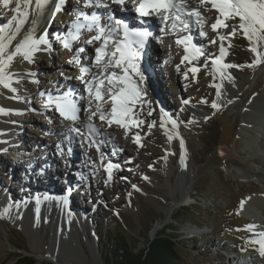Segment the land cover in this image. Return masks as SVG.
<instances>
[{"label":"rangeland","instance_id":"374dc122","mask_svg":"<svg viewBox=\"0 0 264 264\" xmlns=\"http://www.w3.org/2000/svg\"><path fill=\"white\" fill-rule=\"evenodd\" d=\"M84 1L70 0L76 7H80L79 4L84 7L86 5ZM194 2L199 5L194 10L197 9L201 16L207 19L200 17L196 18V22L190 23L191 21L182 15L181 20L188 23V27H184L178 21L175 28L172 25L173 19L169 20L170 26L164 29L166 32L158 33V36L154 37L153 46L154 55L160 57L166 53L164 56L166 63H157L160 64L158 74L163 79V92L166 93L169 107L173 110V113L170 110L172 115L170 118L177 125L185 128L184 132L181 131V138L177 133L174 145L165 135L160 126V117L164 114L161 111L164 107L161 103V92L154 83L153 86L144 81L140 83V76L137 74V82L142 91L140 99L134 103L133 112L123 117L128 121L126 130H120L118 126L115 129L119 131L116 130L115 135L111 134L110 137L102 138L99 130L91 127L96 131L90 141L91 156L88 160L74 145L83 136L80 128L72 125L70 129L72 134L61 138L62 145L64 144L66 149L69 145L73 148L74 154L70 152L71 156L77 157L80 166L73 168L75 172L73 171L72 174L75 176H72L78 183L85 180L83 177L87 178L83 168L92 166L98 173L95 178L88 180V184L82 189L77 185L76 189L69 187L70 191H66L67 187H63L66 182L64 178L71 181L72 176L69 172H64L65 168L60 166L58 161L59 172L54 176L52 174L43 180L34 177L35 186L43 188V191L46 190V194L31 192L29 188L24 189L25 178L17 179L15 183V175H12L10 171L6 172V168L5 172H0V187L8 182L3 186V189L6 187L8 191L1 193L2 200L9 203L10 207L15 206L11 203L14 199L24 197L27 200L33 199L32 195L28 197L32 193H36L45 201L46 197L49 199L53 197V194L64 192L65 197L68 198L71 191L76 192L74 200L69 201L68 209H78L86 218L85 229L81 222H77L81 246L77 243L73 244L61 232L56 233L53 228L47 227V222L40 221L38 216L28 220L30 225L26 222L27 228L20 216L12 215L16 213V210H20L11 208L7 211L9 214L5 212V215L0 216V237L10 246L8 254L0 257V264H8L21 254L31 256L33 254L38 262L59 264L53 260H40L31 250L30 239H35L37 235L47 247L51 246L55 235L54 243L59 250L73 255L79 253L82 258L91 262L94 260V253L89 242L96 238L100 252L99 261L105 264L103 257L105 249L110 247V244L117 242V246L128 244L130 250L141 252L148 247L155 236L162 232L169 235L171 245L176 250L174 264H229L230 257L243 255H249L253 264H264V256L259 252L260 241L255 238L257 231L249 230V226L252 225L251 221L249 222L250 218L240 212L241 202L244 199L249 195L264 192V163L259 161L263 158L258 155L257 150L250 149L247 144L249 137L257 136L261 139L263 129L260 123L255 122L264 123V117L253 115L252 119L250 118L254 121L249 125L250 131L241 130V126L246 124L243 118H249L247 113L249 101L256 95L264 97V64L257 62L264 59V40L247 38L238 27V17L235 20H224L228 27H218L216 31H213L211 24L220 16L219 12L211 2L206 5L198 0ZM64 13L66 11L58 17L50 15L51 21L63 26L65 22H69L63 21L61 15ZM233 27L237 29L235 35L230 34ZM184 29L189 33L192 30L190 37L193 41L199 40L208 56L213 57V60H219L221 66L217 67L215 64L216 68L212 67L204 60L205 57L195 58L193 62H190L189 58L184 60L183 57L186 56L184 49L178 43L171 42L169 36L171 32H182ZM194 31L198 36H194ZM80 37L81 34L78 38H73L76 42V39H81ZM89 41L92 39L84 35L83 42L79 44L78 41L75 44L76 50L81 53L80 49H83L82 52L88 54L85 43L93 44ZM221 47L224 48L223 55H221ZM253 47L256 48V52L251 51ZM45 50L47 53L46 47ZM50 52L52 53L44 56L49 61L50 68H47V72L43 68L38 71L40 77L36 81L40 87L41 81H47L44 80L43 74L47 76L49 73L57 80L60 78L64 81L65 78L58 67V64L62 66L65 61L58 58L59 56L52 49ZM137 62L143 66V69L145 68V74H149L146 68L148 63L136 60ZM225 64L233 65V67H222ZM249 65L255 66L249 67ZM67 66L71 67V65ZM161 67L164 68V78ZM220 67L217 75L215 71ZM194 68L198 71L193 72ZM245 78L248 79L247 83H243ZM43 87L44 83L41 88ZM77 92L72 93V98L74 96L77 99L76 103L80 98ZM223 92L224 98H221L220 93L222 95ZM108 101H111L110 97L104 96L101 103L108 105ZM183 102H187L188 105H184ZM36 103L38 102L32 100L34 106ZM213 103L217 105L216 108L212 107ZM79 106L81 112L84 108L83 105ZM30 112L26 110L24 115L29 116ZM104 115L107 118L103 121L97 115L91 119L97 118L100 122L107 123L110 120L109 114ZM36 117L38 118L36 122L45 127V123L41 121L43 117ZM46 122L47 125L48 123L51 125L52 119L46 118ZM92 122L90 121L89 124L95 125V122ZM107 126L111 127L109 123ZM18 128L22 130L19 136L24 139L22 140L24 145L27 137H32L35 128L28 122L18 124ZM76 128L79 132L74 130ZM73 132L77 134V139L74 138ZM137 137H139V143L135 142ZM67 143L70 144L67 145ZM181 159L185 160L184 168L180 166ZM109 160L111 162H108ZM168 160L171 162L168 163V167L173 166L174 173H169V168L163 164V161ZM54 161L53 164H56ZM3 162L6 164L4 159ZM62 162L64 163V159ZM109 164L112 165L111 169L108 168ZM70 165H72L71 162ZM48 167L54 171L57 168L49 165ZM12 171L15 173L14 170ZM6 174L9 178L13 176L14 181L9 183ZM168 174L172 177V185L168 182ZM37 180H40V183ZM52 181L51 187L53 189L58 187V192L48 190ZM41 183L44 185L41 186ZM186 194L191 195L190 203L183 202L176 205L168 214V205L174 200H183ZM261 206L264 210V204ZM261 218L263 220V217ZM90 221L92 222L89 224ZM59 222L62 224L60 227L69 233L67 227L70 222L64 217H61ZM82 247L83 251L82 249L80 251L79 248Z\"/></svg>","mask_w":264,"mask_h":264},{"label":"bare ground","instance_id":"6f19581e","mask_svg":"<svg viewBox=\"0 0 264 264\" xmlns=\"http://www.w3.org/2000/svg\"><path fill=\"white\" fill-rule=\"evenodd\" d=\"M65 2H69V0H63L62 3L64 4ZM84 2L86 3L87 6H89L88 0H85ZM92 2H93L92 7H94L95 9H98L101 14L100 16L105 17V18L109 16L111 17L115 16L118 18L120 14V11L118 10L120 9L119 7L121 8L123 7L130 14H131L130 11L133 8L132 7L133 0H125V5L122 6L118 4L117 8H116V4L113 3L112 0H92ZM183 2L187 4L189 10H193L194 8L199 6L198 4L194 2V0H183ZM202 2L204 5H206V4H209L211 0H202ZM41 3H42V8H37L36 0H29V2L27 3H26V0H10V4L7 8H5L2 3H0V28L5 29V33H3L2 35L4 36L3 42L7 45L5 49V53H4V59L6 60L7 55L15 52L16 46L18 44L25 43V41L29 37H31L32 39H39L41 37H44L48 41V45H53L56 48L54 50V53L55 54L59 53L61 60L65 61V63H63L62 66L58 64V67H60V73L61 75L63 73L65 78H64V81L62 79L60 80V78L59 80H57L55 79V77H53V75L49 73L47 74V76L43 74L44 80L45 81L47 80V81L46 82L41 81L40 83H41V87H42V84L44 83V87L41 88L40 85H37L39 83L38 81H36V79L40 77V74L38 72L39 69L43 68L47 72L48 71L47 68H50L51 66L49 65V61L45 59L46 57H44V56H47L44 44L39 45L40 50L36 51L32 55L30 62L27 60H24L22 56L17 55L14 57L10 66L5 70L6 75L8 77L7 83H9L10 87L6 88L2 84H0V172L1 171L5 172V168H6V172L10 171L11 174L15 175L16 177L14 181L13 176L9 178V176L6 174L9 178L8 179L9 183L10 181H14L16 183L17 179L25 178L24 185H23L24 189L29 188V191L31 192H37L38 194H46L47 192L46 190L43 191L42 190L43 188L35 186L36 181H34V177H38L39 179L42 178L43 180L45 178L50 177V175L52 174L54 176V174L59 172L58 162H60V166L65 168L64 172H69L70 176L72 175L75 176V174H72V172L74 171L73 168L80 166L78 164L77 157L73 155L71 156L70 154V152L74 154L73 148H71V146L69 145L70 143H67L69 147L66 149L64 144L62 145V142H61L62 141L61 138H66V136L72 134L70 130L72 125H76L78 128H80L83 131L82 133L83 136L80 137V141L78 143H74V145L78 147L82 155H84L85 159L87 160L91 156L90 148L92 145L90 141H91V138L94 136V131H96L95 129H91L89 127L90 121L95 122V125H92V128L98 129L102 138L110 137L113 134L115 135L116 130H118V129H115V127L119 126L118 128L120 130H124L125 127L122 126L121 124L115 123V120L111 115L112 101H108L109 104L106 105L104 103L105 104L104 105L103 103H101V101L104 98L100 101L95 100L94 92H93V96L90 97L89 92H88V85H86L80 79H77V77L81 75L80 74V68L82 67L81 64L88 66L90 69V74L85 75L84 80L90 79L91 75L98 74L99 79H104L105 88L101 89L102 94H103L106 92L107 88L113 87L112 85H108V82H107V79H105V76L109 74L111 71H115L118 75L123 74L122 69L120 68H112V69L103 68V63L109 59L108 56L104 57L100 66L96 65V62H95L96 49L98 47H101L102 41H92L93 43L92 45H88V43L87 44L85 43V47H86L88 54L86 52L80 53L79 50H76L75 44L78 41H79V44L83 42L84 32H86V35L90 37L91 39L96 34L95 31H92V32L88 31L87 24L85 23L83 19H80L78 21L79 24L84 25V27H81L79 30L76 27V23H74L77 21V13L83 12L84 7H82V5L80 4H79L80 7H76V5L73 4L72 5L73 8L70 7V9H67V7H65L64 5L63 10H65L66 13L62 14L61 17L63 18V21L68 19V21L71 20L72 22L71 21L65 22L63 26H61L58 24L57 25L54 24V22L51 21L52 17L50 16V15H54L53 13L54 11H56L55 9L56 3H61V0H53V1L52 0H41ZM49 10L50 12L48 13ZM62 12L63 11L61 10L56 11V16L58 17ZM25 13H27L26 16H25ZM165 14L166 13H163V12L162 13L153 12L149 15L147 19L150 20L152 23L164 22L163 16ZM168 14L170 16V20L173 19L172 14L171 13H168ZM182 17H185L186 19H188L184 15ZM201 17L204 18L205 16H201ZM196 18L197 17L195 16L191 17L190 19L191 22L190 21L189 22L190 23L196 22ZM205 19L207 18L205 17ZM21 21H23V23H20ZM130 21H132L131 24L136 25V22L133 19H130ZM130 21L128 19L125 21L128 26L131 25L129 23ZM100 23L103 25V24L111 23V21H109L108 19L107 20L103 19ZM69 26L71 27L68 28ZM62 30L64 31V34H66V37H70V39L63 41L59 39L50 38L52 37V33L54 31L58 32V34L61 35ZM192 30H194V28ZM157 31H160V30H157ZM191 32L189 33V38L191 39V42L195 44L199 50L205 49L199 40L193 41V39L190 37ZM154 33L155 31L152 32V38L149 39L148 47L152 46L153 43L155 42L154 36L156 35V33L155 34ZM160 33H163V32L161 31ZM193 33H194V36H198L196 31H194ZM77 34H81V37H80L81 41L76 39L77 41L75 42V40L72 38L74 36L76 37ZM185 35L186 34H184V36L181 37L180 39L185 38ZM177 36L179 37V35ZM9 37H14V38L11 39V41L9 42V39H8ZM117 38L122 39L123 34L121 33L120 36ZM68 42H71V45H70L71 47L65 48L64 44ZM178 45L180 44L178 43ZM146 48L147 46L143 48L137 47V49L139 50V58L136 60H139L141 63H144V62L148 63V65L146 64V68L149 74H145V71H144L145 68L143 69V66L139 62L136 63L135 61V63L137 67L138 65H140L139 72L147 76L149 84L153 86L152 84L154 83L155 87L161 92V96H162L161 103H163V106H164L161 111L164 114L163 116L160 117V126L162 130L165 132L166 136L172 137L170 140L174 144L175 136L177 135V133L180 137L182 132L185 131V128L184 126L177 125V124H175V127L173 126L172 120L170 118L172 117V115L170 114V110H172V108L169 107L170 105L167 99V95L166 93L163 92V87H162V85L164 86V83L162 81L163 79H161L158 74L159 67H158L157 62L162 61L166 53L164 55H161L160 57H156L154 55L149 54L148 52L146 53L145 52ZM192 48L193 47L191 48L189 47L187 52L183 51L185 53L183 54L188 56L190 62L195 61L194 58L191 56L192 50H193ZM109 49H112L111 42H109ZM47 52L48 54L50 53L48 48H47ZM203 57H205L204 60L208 62L209 64H211L212 67L216 68V66L217 67L221 66L220 63L216 64L215 66V64H213V59L211 57L206 56V55ZM76 59H79L80 64H77L75 62ZM258 62L262 63L263 65L264 59L258 60ZM67 65H71V67H68ZM76 67L78 68L76 69ZM220 69L221 67L219 69H216L215 73L217 72V75ZM161 71H163L162 76L164 78V68L161 67ZM61 75L59 74V77H61ZM129 75L131 76L134 82L138 83L135 73H133L130 70ZM247 82H248V79L245 78L243 83H247ZM29 83L32 85L31 86L28 85ZM121 87H126V85L116 83V86L114 87L113 90L115 92H118ZM67 89H70V90H67ZM76 89H78L77 90L78 92L75 91ZM72 90L73 92H77L80 95L78 103H76L78 108L80 107L79 105L81 106L83 105V108H84V109H81V112L80 111L78 112L79 120H77L75 123L62 117L59 114V112L56 110L55 104L49 105L48 103H43L40 101V97L42 96V93H44L45 95H47V93L56 94L59 96V98L61 96L62 97L68 96L69 98H72V93H73ZM218 91H220L219 87H218ZM32 96H34L35 100L38 101V103H36L35 106L34 104H32V101H31ZM104 96L106 98L110 97V95H107V94ZM220 97L224 98V92L222 95L220 93ZM53 98L59 99L57 96ZM139 99L140 97L136 100V102ZM72 100L76 102L77 99H75L73 96ZM89 100H91V104H89ZM157 100H159L158 96H157ZM47 101H48V98H46V102ZM183 104L186 106L188 105L187 102L185 103L183 102ZM97 105H99V108L101 111H96ZM160 107L162 108L161 105ZM27 108H32V110H34L30 112L29 116L24 115ZM131 109L132 110L130 113L133 112L134 104L131 105ZM91 111H96V115L99 117L101 115V112H103V114H109V119L112 120V123L110 125L111 127L109 128L107 126L108 124L107 121H106L107 123L105 122L103 123V122H100L97 118H95L94 120L91 119L94 115H91V118L89 119ZM172 113H173V110H172ZM247 113H248L249 118H245V119L243 118V121H245L244 123L246 124L241 126V130L244 132L250 131L249 125L253 124L252 122H254L253 120H251L252 119L251 117H253V115L256 114V116L264 117V97H260L259 95L253 96L252 99L247 104ZM17 115L22 119L21 121L25 120L24 122H28V124L34 126L35 128L32 137H27L26 139L27 142H25L23 146V148L25 147L26 149L22 153L18 152L19 150H21V148L19 149L18 142H16V140H19L18 137H16V135L22 134V130L18 128V131L16 132V130H14L13 127L9 126L12 123H15L16 125L17 124L22 125L24 123V122L22 123L21 121L13 120ZM166 115H168V117ZM36 116H38L39 118L43 117L41 121L45 123V127H42L40 124L36 122V119H38ZM46 118L52 119V122H50L51 125H49V123L48 125L46 124L47 123ZM61 121L62 123L60 124ZM127 122L128 121L123 119L124 125H127L128 124ZM255 123L257 124L260 123L259 125L263 129V134L260 137L261 139H259L257 136L249 137L247 140V144L250 149H254L258 151L259 153L258 155L261 158H263V159H260L259 161L261 163H264V137H263L264 136V123L263 122L262 123L255 122ZM73 135H74V138L77 139V136H76L77 134L73 132ZM17 148H18V151H17ZM7 156L9 157V160L6 159ZM16 158L18 159L17 164L10 162L12 160H15ZM3 159L6 161V164L3 162ZM63 159H64V163L62 162ZM53 160H55L54 163H56L57 165L53 164ZM70 162L72 163V165H70ZM108 162H111V161L109 160ZM168 163H171V162L169 160L165 162L163 161V164L164 165L166 164L167 167H168ZM179 163H180V166L184 168L185 160L181 159ZM48 165L51 167L54 166L55 168L57 166L58 167L56 168V171H54L51 168H49ZM90 167L83 168L84 174L85 175L87 174V178L83 177L86 181L82 180L80 183H78L77 180L73 178V176L71 177L72 178L71 181L63 177L64 179H66V182L63 186V187H67L66 191H70L69 187L72 188L77 185H78V188L82 189L86 184H88V180H92L93 178H95L98 175V173H96L97 171H95L92 168V166ZM168 168H169L168 171H170L169 173H174L173 166H170ZM12 170H14L15 173ZM168 176H169L168 182L170 185H172V177L170 176V174H168ZM53 181L49 185L48 190L58 192L59 191L58 187H56V189H53L51 187ZM37 182L40 183V180H37ZM44 183H41V186H43ZM60 183L62 184V181H60ZM5 184H8V182H5ZM5 184L1 185L0 187V216L5 215L4 214L5 212L8 213L7 211H10L11 208L13 210L18 208L20 211L16 210V213H13L12 215L20 216L22 220H24L23 222L26 227H27L26 222L29 223L28 220H30V218L32 217L36 218L38 216L40 221L42 220V221L47 222V227L53 228V231H56V233L61 232L62 235L66 237L67 239H70L71 242H73V244L77 243V244H80L81 246L79 233L77 231V228H78L77 222H81L83 228L85 229L86 228V222H85L86 218L80 210L78 209L70 210V208L68 209L69 201L74 200V197L76 196V192L71 191L69 193L68 198L65 197L64 192L59 193V194L58 193L53 194V197L49 199L48 197H46L45 201H43L44 198L41 199L40 197H38L36 193L29 194L28 197H31V195L33 196V199H30V200H27L26 197H24L23 199L20 198L21 200L20 199L15 200L13 198L14 197V194H13L12 198L14 200H12L11 203L12 205H15L16 207L15 206L10 207L9 203L2 200L3 196L1 195V193H6L8 191L6 187L3 189V186H5ZM60 186L62 187V185ZM17 187L19 188V186ZM170 187L172 188V186ZM76 188L77 187H75V189ZM170 193H172V189H170ZM190 201H191V195L189 194H186V196H184L183 200L181 201L174 200L172 203L168 205L167 213L168 214L171 213V211L174 209L176 205H179L183 202L190 203ZM262 204H264V192H259L256 195H249L246 199H244L241 202V209H240L241 210L240 212L243 213V215L250 218L249 222L251 221V224H252L250 226H254L252 229L257 231L255 235L256 236L255 238L257 241L264 240V210H262L263 209L261 206ZM61 217H64V219H67L70 222L69 227H67V229L69 228V233H66L67 230L65 232L64 228L60 227L62 225L61 222H59L61 220ZM261 217H263V220ZM91 222L92 221L88 223L90 224ZM261 226H263V228H261ZM54 238L56 239L55 235L53 237V242L50 247L45 246L43 241H41L38 235L35 237V239H30V248L38 256L40 260H45V259L53 260L59 264H102L99 261L100 252L98 248L99 247L98 241L96 238H94L92 242H89L93 250L92 252L94 253V255L92 253L93 258H94L92 262L82 258L81 255H79L78 252L79 250L81 251V249L83 251V247L79 248V250L77 249L76 251L78 254H75V255L64 253L61 250H59L57 245H55ZM9 251H10V246L0 237V257L7 255ZM247 258H248L247 255H243L242 257L239 256L237 258L232 257V259L229 260V264H251V262L247 260ZM8 264H13V261L8 262Z\"/></svg>","mask_w":264,"mask_h":264},{"label":"snow or ice","instance_id":"6c2138e0","mask_svg":"<svg viewBox=\"0 0 264 264\" xmlns=\"http://www.w3.org/2000/svg\"><path fill=\"white\" fill-rule=\"evenodd\" d=\"M29 0H26V3ZM63 0H61V3ZM113 3L119 5H125V0H112ZM198 2H202V0H198ZM0 3L3 4L5 8H7L10 4V0H0ZM89 5L92 3V0H88ZM212 6L219 12L220 16L215 19V22L211 24L213 31H216L218 27H228L224 20L239 18L238 27L242 30L243 34L249 38L250 40H264V0H211ZM37 8H42L41 0H36ZM106 6V5H105ZM134 11L141 17L149 16L151 13H171L173 18V27L175 28L176 21H180L184 27H188V23H185L181 20V16H186L189 20L191 17L195 16L197 18L201 17V13L198 10H189L186 3L183 0H133L132 5ZM18 10V8H17ZM60 10V4H57L56 11ZM27 13H25V16ZM83 17L85 21H88L87 29L92 32L95 31V35L92 37V41H102L101 47L96 49L95 62L97 66L101 65L105 56H108L109 59L103 63L104 69H112V68H120L122 69V75H118L115 71H111L109 74L105 76L107 79L108 85H112L113 87L107 88L106 92L102 94L101 89L105 88L104 79H99L97 75H91V78L88 80H84L85 75L90 74V69L81 67L80 73L81 75L77 77L86 85H88L89 96H93L97 101H100L104 98V95H110V99L112 101L111 107V115L115 120V123L123 124V117L127 116L131 112V105L136 102V100L141 95V89L139 88L138 83L134 82L129 75L130 70L133 73L140 75V83L143 82V75L139 73V69L135 63L136 59L139 57V51L137 47L142 48L145 44V41L150 36V33L147 31H142L139 29H130L127 24H125L122 20L115 19L114 17L109 16L108 20L111 21L110 24H101L100 17L96 15H92L89 17L88 15L78 12L77 13V21L76 27L79 30L84 25L78 23L80 17ZM223 17L224 19H221ZM170 17L168 15H164L163 19L168 20ZM15 19V18H14ZM202 22V21H200ZM20 23H23L21 21ZM236 27H233L231 35H235ZM5 33L4 28H0V84L4 87H10L9 83H7L8 77L6 75V69L10 66L14 57L17 55L22 56L24 60L31 61L32 55L39 51V45L48 44V41L41 37L39 39H32L29 37L25 43L18 44L16 46L15 52L7 55L6 60L4 59V53L7 45L3 42ZM123 34L122 39H118L117 37L120 34ZM203 34V33H202ZM14 37H9V42ZM221 39H224L221 37ZM89 41V42H92ZM109 42L112 44V49H109ZM181 41H177L180 43ZM50 47V45H49ZM65 48H69L70 45L68 43L64 44ZM194 47V46H193ZM82 52L83 49H80ZM197 53L200 52L199 49H195ZM221 55L224 54V48L220 49ZM251 51L256 52V48L253 47ZM184 60L188 59V56L183 57ZM71 62V61H70ZM75 62L77 64L80 63L79 59H76ZM258 62V61H257ZM219 60H213V64H219ZM255 65H249L252 67ZM178 67V66H177ZM222 67L230 68L233 65L225 64ZM193 72L198 71V69H192ZM116 83L126 85V87H121L118 92H115L113 89L116 86ZM14 91V89H13ZM47 103L49 105L55 104L56 110L59 114L67 120L75 123L79 120V108L76 102L70 99L68 96L61 97L59 99H54L53 97H49ZM89 104H91V100H89ZM213 108H216L217 105L213 103ZM96 111H101L99 105H97ZM96 111L90 112L91 115H96ZM151 115V113H149ZM107 117L101 112L100 119L103 121ZM109 125H111L112 120H108ZM135 123V122H134ZM173 126L175 127L176 122L172 121ZM154 126V125H153ZM91 128L92 126L89 125ZM79 132V129H74ZM172 137L169 136V139ZM136 143H139V137L136 138ZM183 143V142H181ZM99 150V149H97ZM112 165L109 164L108 168L111 169ZM147 179V177H145ZM254 226H249V230H251ZM260 255L264 256V240L260 241Z\"/></svg>","mask_w":264,"mask_h":264},{"label":"trees","instance_id":"16d2710c","mask_svg":"<svg viewBox=\"0 0 264 264\" xmlns=\"http://www.w3.org/2000/svg\"><path fill=\"white\" fill-rule=\"evenodd\" d=\"M199 201V200H198ZM175 219V218H174ZM197 219V218H195ZM167 233L162 232L155 236L144 251L134 252L128 244H110L105 249L103 257L105 264H174L176 250ZM22 262V263H21ZM16 264H38L33 257L25 256ZM39 264H53L41 262Z\"/></svg>","mask_w":264,"mask_h":264},{"label":"water","instance_id":"95a60500","mask_svg":"<svg viewBox=\"0 0 264 264\" xmlns=\"http://www.w3.org/2000/svg\"><path fill=\"white\" fill-rule=\"evenodd\" d=\"M3 233L5 234L4 231H3ZM24 251H25V250H24ZM25 256H30V257H33V256H34V257H35V255H33V254H32V256H31V255H28V254H21L20 256L17 257L16 260H12V261H13V263H17V261L21 260V259H22L23 257H25ZM34 257H33V258H34ZM34 259H35V258H34ZM36 263L39 264V263H41V262H38V261L36 260ZM45 263H46V262H45Z\"/></svg>","mask_w":264,"mask_h":264}]
</instances>
